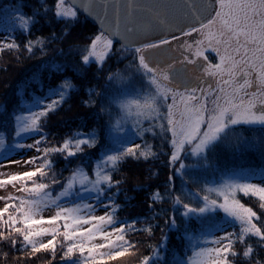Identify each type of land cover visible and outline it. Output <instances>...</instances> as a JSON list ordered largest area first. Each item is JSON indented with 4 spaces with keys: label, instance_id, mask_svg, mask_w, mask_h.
I'll use <instances>...</instances> for the list:
<instances>
[{
    "label": "snow or ice",
    "instance_id": "snow-or-ice-1",
    "mask_svg": "<svg viewBox=\"0 0 264 264\" xmlns=\"http://www.w3.org/2000/svg\"><path fill=\"white\" fill-rule=\"evenodd\" d=\"M93 2L94 0H55L53 14L58 21L65 22V35L68 31L67 25L76 20L79 9L86 8L91 12ZM141 3L142 0H122V5L127 7L115 9L114 24L102 29L91 39L86 48L80 50L82 64L87 66L95 62L98 67H102L103 62L112 52L114 37L123 34L125 39H130L138 35L136 17L137 7ZM215 5L217 7L212 9L214 16L209 14L205 17L197 13V16L182 29L183 36L193 37L187 42V49L189 51L193 47L196 49L193 53L196 59H193L192 55H185L183 60L179 61L181 64L193 66L190 81L178 82L173 64L153 66L151 50L169 44L170 39L138 43L134 47L138 68L143 70L147 84L156 88L157 95L163 96L167 112L160 113L154 96H145L142 99L137 96L120 105L121 110L129 116L136 115V123H140L141 117L160 122V132L164 138L168 139L170 136L171 155L168 164L175 166L179 162V167L174 171L184 176H188L186 169L198 166L186 164L184 162L186 157L196 160L206 159L207 153L214 151L235 126L243 124L264 127V0H215ZM45 11H48L47 7ZM216 19L221 26L218 35L212 34L205 39L194 36L200 34L202 29L207 28ZM205 20L207 23H204ZM30 22H35V18L22 16L21 28L27 29ZM144 22L148 28L155 29L159 23H166L167 19L166 17L162 19L157 13L154 20L145 18ZM172 39L178 37L174 36ZM45 42L44 38L37 37L36 41H27L24 49L31 55L34 48L42 47ZM125 47L129 48L132 45ZM4 49L18 51L20 45L14 42L0 43V51ZM210 54H214L215 62L210 58ZM50 70L59 73L64 71V68L62 65L53 64ZM184 71L189 70L185 68ZM161 77L164 81H170L175 87L169 86L162 90ZM36 79L34 75L33 81L35 82ZM225 86H231L232 91L227 92ZM181 88L183 91L179 90ZM74 89L75 85L67 77L62 78L61 83L56 87L49 86L47 89H44L43 78H40L37 91H43L44 94L35 100L29 115L17 118V140L12 147L35 148L37 152H41L40 145L43 139H46L40 135L42 118L62 107ZM169 93H171V103H167ZM210 99L214 105L211 109L208 108ZM222 99L223 104L220 102ZM85 103L87 104L88 101ZM153 113L156 114L155 117ZM147 130L155 131V125ZM137 134L142 136L140 129H137ZM25 135L34 138L35 142L25 145L21 139ZM121 138L118 141L120 144L118 149L106 150L100 157L96 164L95 179H90L82 169H77L63 181L56 173L48 175L53 168V161L49 158L51 154L60 153L70 163L69 158L83 153L85 145L89 148L95 147L97 137L92 133H77L59 146L44 148L42 156L31 157L24 161L25 164L34 165V170L0 179V186L16 182L20 185L17 191L27 193V197L24 198L8 197L7 199L13 202L6 203L4 208L0 209V229H3L0 230V239H9L13 247L20 243L21 250H30L31 254L41 250L50 251L53 259L56 258L59 248L60 259L65 264H105V258L115 260L124 256L129 249H135L136 245L127 239V236L131 232L139 231L135 225L140 221L117 220L119 206L108 193L121 183L113 179V172L125 157L147 159L149 155L155 153L151 152L150 145L142 146L128 134H124ZM10 156V150L5 152L0 156V163ZM37 161L42 162L37 165ZM260 175L264 177V172ZM38 176L39 181L34 179ZM172 179L173 177H169L168 195H172L175 190L174 185L171 184ZM29 182L31 187L27 186ZM56 185L60 186L59 190L55 189ZM208 191H215L217 196H222L223 202L210 199L209 195L202 196V204L194 200L186 201L182 192L174 197L173 207L184 218L186 230L188 223L196 220L202 228L211 225L209 230L214 236L211 240H204L205 245L211 246L195 252L194 257L189 258L188 264H197V260L200 264H234L229 258L239 255L234 245L237 241L245 244L246 236L257 237L260 247L264 248V223L258 227L254 221H259L261 218L252 208L245 206L236 198L238 192L245 196L256 197L260 208L264 209V179L259 183L247 177L226 180L220 187L209 188ZM188 196L200 198V193L189 192ZM151 199L155 202L163 197L156 192ZM100 207L105 208V214L97 216L95 212ZM149 207L151 208L152 205ZM47 208H54L55 214L44 218L42 213ZM217 211L224 213V223L216 221L213 214ZM229 220L240 225L239 233L225 231V224ZM60 221L63 222L62 231ZM166 223L169 228H175L177 226L175 214ZM43 225L51 227H43ZM151 230V225L143 229L149 234ZM5 231L8 235H5ZM215 232L222 234L216 237ZM48 236L51 239L44 241L43 238ZM58 236L62 237V240H58ZM17 237L20 239L18 240ZM97 239L101 242L96 243ZM166 240L165 236V242L153 249L151 257L145 256L140 264H159L163 261L161 249L166 248ZM77 252L79 258L73 259ZM253 252V246L248 244L243 251L244 258H250ZM175 264H185V261L178 259Z\"/></svg>",
    "mask_w": 264,
    "mask_h": 264
},
{
    "label": "trees",
    "instance_id": "trees-1",
    "mask_svg": "<svg viewBox=\"0 0 264 264\" xmlns=\"http://www.w3.org/2000/svg\"><path fill=\"white\" fill-rule=\"evenodd\" d=\"M54 3L55 0H0V19L7 15L6 11H10V14L17 13L20 17L35 18V22H30L27 29H17L14 32L11 43L20 45L18 51L9 49L0 51V144L10 148L17 140V118L21 117L28 104L44 94L43 91H37L40 78H43L44 89H47L49 86L56 87L62 78L67 77L75 85V89L71 91L62 107L42 118L40 135L46 139H43L40 145L42 151L37 156L43 155L44 148L59 146L77 133L95 134L97 137L95 147L89 148L85 145L83 153L69 158L70 163L60 153L51 154L49 158L53 161V168L48 173L49 176L53 173L58 174L63 181L77 169H82L90 179H95L96 164L110 148L107 115L103 112L104 101L114 93L118 84L124 81H138V76L143 75V70L138 68L134 49H126L114 41L112 52L102 67H98L95 62L87 66L82 64L80 50L86 48L100 31L77 13L76 20L67 25L68 31L65 35L66 24L54 16ZM45 7L48 11H45ZM37 37L44 38L46 42L42 47L34 48L33 54L30 55L24 49V45L29 40L36 41ZM53 64L62 65L64 71L56 73L50 70ZM34 75L37 77L35 82ZM144 133L140 144L150 145L151 152L155 155H149L147 159L125 157L113 172V179L121 183L108 193L119 206L117 220L140 221L135 225L139 231L131 232L127 236L136 247L115 260L105 258V264H140L145 256L151 257L153 249L165 242V236L166 248L161 249L163 261L159 264H174L177 257L188 258L192 253L191 249L195 247L193 239L211 225L202 228L198 221L191 220L186 230L184 218L173 207L175 195L182 192L186 201L191 200L185 193V188H190L194 193H200L202 199L203 190L200 182L206 184L217 181L223 174L232 171L260 167L264 169V127L261 126L237 125L214 151L207 153L206 159L186 157L184 159L186 164L198 165L186 169L188 176L175 173L174 169L179 167V162L175 166L168 164L171 155L170 136L165 139L160 129L145 130ZM41 162L37 161V165ZM191 174L195 175L193 180L189 179ZM169 177H173L171 184L175 188L172 195L167 194ZM34 179L39 181L40 178L38 176ZM13 184L0 188L9 189V197H27V193L17 191L19 184L16 182ZM27 186L31 187V183L29 182ZM59 187L56 185L55 189L59 190ZM156 192H159L163 199L154 202L151 197ZM236 198L257 213L261 219L254 223L260 227L264 223V209L260 208L258 199L240 192L236 194ZM217 201L222 203L223 198ZM12 202L9 199L7 201ZM173 214L177 226L169 228L166 221ZM218 214L225 217L221 211H218ZM59 223L62 231L63 222ZM149 225L152 229L151 234L143 231ZM235 230V233H239L240 226ZM5 235H8L7 231ZM57 239L62 240V237L58 236ZM248 244L253 246L254 252L246 259L243 251ZM21 248L20 243L13 247L9 239H0V264H65L60 259L59 248L55 259L52 258L50 251L41 250L31 254L30 250L22 251ZM234 248L239 254L236 257H229L234 264H264V248L260 247L257 237L246 236L245 244L237 241ZM78 258L77 252L73 259Z\"/></svg>",
    "mask_w": 264,
    "mask_h": 264
},
{
    "label": "rangeland",
    "instance_id": "rangeland-1",
    "mask_svg": "<svg viewBox=\"0 0 264 264\" xmlns=\"http://www.w3.org/2000/svg\"><path fill=\"white\" fill-rule=\"evenodd\" d=\"M10 11H6L7 15L2 16L0 19V43H11L12 42V37L14 32L17 29H22L21 28V17L17 14L12 12L11 14L9 13ZM5 13V14H6ZM10 14V15H9ZM220 23L219 20L216 19L212 24H209L207 28L202 29V32L200 34H194L197 38L200 39H205L210 37L212 34H219L220 31ZM178 39H171L170 43L182 50V52L186 55H192L193 59H196V57L193 55L195 52V47H193L190 51L187 49V42H190L193 37L189 36H183L182 34L177 35ZM172 47V46H171ZM173 48V47H172ZM210 58L213 59L215 62V56L214 54H210ZM190 65V64H188ZM143 74V72H142ZM140 81V82H139ZM160 83L162 86V90L171 86L175 87L174 85L170 84V81H164L161 77ZM225 89L227 92L232 91L231 86H225ZM180 91H183V89H179ZM221 96H223V93H218ZM137 96H139L141 99L145 96H154L156 98L157 104L156 106L159 107L160 113H166L167 112V107L166 103L164 102L163 96L157 95V90L154 86H151L147 84L146 82V77L144 75H139L138 76V81L135 82H128L124 81V83L118 84L117 88L115 89L114 93L110 96L107 97L104 101L103 105V112L106 113L107 115V124H108V135H109V145L110 148L108 150H116L120 147V144L118 141L122 139L121 137L124 134H128L133 137L136 143H141L143 136H144V131L153 127L155 125V129L159 130V121L158 120H152V119H146L141 117L140 118V123H136L137 117L135 114L129 116L126 112L121 110V103L130 100V99H135ZM36 100V99H35ZM35 100L28 104V107L26 110L23 112L21 117L29 115L30 111L32 110V107L34 106ZM223 104V99L220 101ZM167 103H171V93L168 95V100ZM212 100L210 99L208 101V108L214 107L212 104ZM211 105V107H210ZM182 107V106H181ZM133 113H135V109L132 110ZM156 114L153 113V117H155ZM166 124V121H164ZM242 125V124H241ZM259 126V125H257ZM137 129H140L142 132V136L137 134ZM148 131V130H147ZM22 141L25 143V145L28 144H33L35 142L34 138L31 136L25 135L22 138ZM1 145V144H0ZM11 151V156L9 158L4 159L3 163H0V179H6L10 175L14 174H19L22 173L23 171H30L34 170V165H29L25 164L24 161L29 160L31 157L37 156L40 152H37L35 148L29 149L25 147L24 149H16L14 147L10 148H5V147H0V156H2L5 152ZM18 161V162H17ZM261 172H264L263 168H249L247 169H242V170H237V171H232L228 172L226 174H223L217 181H211L209 183H202L200 182V186L203 190V195H209L210 199H219L223 198L222 196H217V193L215 191L209 192V188L213 187H220L224 181L226 180H232V179H238V178H243L247 177L248 179L252 180L253 182H261L264 177L260 175ZM191 180L192 178L195 177L194 174H191ZM186 191V196H188V193L191 192L195 194L190 188H185ZM9 189L7 190L6 187L0 188V198H5V199H0V208H4L5 204L8 201V193ZM189 197V196H188ZM191 200H194L200 204L203 203V200L197 197H191ZM218 212V211H217ZM217 212L214 215L216 221L220 223H224L225 217L220 216L219 214L217 215ZM222 212V211H221ZM223 213V212H222ZM55 214V209L54 208H47L43 211L42 216L44 218L51 217ZM105 214V208L100 207L96 210L95 215H104ZM224 214V213H223ZM240 226L237 222L229 220L227 224H225V231L227 232H234L236 227ZM44 227V226H43ZM87 227V225H85ZM211 227L206 228L204 231L198 233L196 237L193 239V247L191 249V255L184 259L177 257L178 259H183L185 261V264H188L189 258L194 257L195 252L201 251L202 248L211 246V245H205L204 240H211L214 238L213 233L211 230H209ZM222 233L221 232H215V236L218 237ZM51 237H44V241H47ZM96 243H100L101 241L97 239L95 241ZM101 251H106V249H101ZM176 259V261L178 260ZM175 261V262H176ZM174 262V264H175ZM197 264H200V261L197 260Z\"/></svg>",
    "mask_w": 264,
    "mask_h": 264
},
{
    "label": "water",
    "instance_id": "water-1",
    "mask_svg": "<svg viewBox=\"0 0 264 264\" xmlns=\"http://www.w3.org/2000/svg\"><path fill=\"white\" fill-rule=\"evenodd\" d=\"M127 7L122 5V0H94L91 4L92 11L89 12L86 8H80L78 13L82 15L88 22L95 25L99 31L107 29L115 22V9L120 7ZM215 0H142V3L137 7V29L138 35L130 39H125L122 34L114 37L113 41L121 46L132 45L126 48L134 49L135 45L143 42L159 41L161 39H170L182 34V29L185 25L191 22L192 18L197 16H214L213 8H215ZM157 13L163 19L166 17L167 22L159 23L155 29L148 28L144 22L145 18L155 19ZM107 17V19H106ZM207 23V20L204 21ZM197 21V27H199ZM153 66L160 64L167 66L174 63L177 72V81L191 80L192 75L190 68L183 64H177L179 60L183 59L184 55L168 44L163 45L159 49L151 50ZM189 71L185 72L184 69Z\"/></svg>",
    "mask_w": 264,
    "mask_h": 264
},
{
    "label": "flooded vegetation",
    "instance_id": "flooded-vegetation-1",
    "mask_svg": "<svg viewBox=\"0 0 264 264\" xmlns=\"http://www.w3.org/2000/svg\"><path fill=\"white\" fill-rule=\"evenodd\" d=\"M217 7V6H216ZM215 15V14H214ZM172 39V38H171ZM170 39V40H171ZM169 46H172L177 52L179 51L181 54H183L184 56L186 55V54H184L183 52H182V50H180L179 48H177L176 46H174L173 44H171V43H169L168 44ZM181 60H183V59H181ZM181 60H179V61H181ZM171 64H174V63H171ZM177 64H181V63H177ZM183 65H186V66H188L189 68H190V72H191V69H192V65H188V64H183ZM191 75H192V73H191Z\"/></svg>",
    "mask_w": 264,
    "mask_h": 264
}]
</instances>
